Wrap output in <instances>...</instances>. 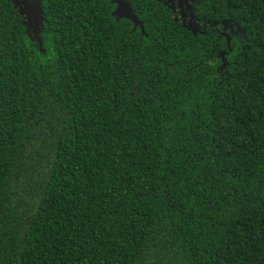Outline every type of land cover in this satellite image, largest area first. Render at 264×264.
<instances>
[{
	"label": "trees",
	"instance_id": "16d2710c",
	"mask_svg": "<svg viewBox=\"0 0 264 264\" xmlns=\"http://www.w3.org/2000/svg\"><path fill=\"white\" fill-rule=\"evenodd\" d=\"M39 1L41 43L0 0V264H264V0H194L196 35Z\"/></svg>",
	"mask_w": 264,
	"mask_h": 264
},
{
	"label": "water",
	"instance_id": "95a60500",
	"mask_svg": "<svg viewBox=\"0 0 264 264\" xmlns=\"http://www.w3.org/2000/svg\"><path fill=\"white\" fill-rule=\"evenodd\" d=\"M12 1H14V5L17 8V2H20V0H17V2H15L16 0H12ZM193 2H194V0H180L179 3H180V5L182 3H184L185 5H181L180 6V9L182 10L183 9V6H185L186 7V15L187 14H190L189 17L191 18V21H190L189 25H187V26L185 25V27L187 29H189L190 31H192L194 35H196L197 32L201 30V27L202 26L199 23L196 22V20H195V18L193 16V9H192V3ZM113 3H116L118 5V7H117V9H116V11L114 13V15H116L117 17H126L128 19H131V20L135 21L136 24H138L137 23V20H136V18L134 16V13H133V11H132V9H131V7H130V5L128 3L120 2V1H115V0H113ZM120 5H122V7L125 9V11L128 12V14L126 16H121L118 13L119 12L118 10L120 8ZM21 12H24V13H21ZM19 13L21 14V16H25V15L28 14L26 20L24 21V25L27 27V30H29L31 28H34V29L36 28L37 29L38 26H37L36 23H38L39 21H41L40 20V17H39V14L41 15V19L43 20V16H42V14L40 12V5L39 4L36 5V13H38V15H34L33 16V14H31V15L29 13L26 14V12H25L24 9H21L19 11ZM35 20H36V22H35ZM223 25L225 26V30H227L229 28L226 22H224ZM41 26L43 27L42 24H41ZM210 26H212V25H210ZM213 26H216V24H214ZM227 40H228V43L230 44V40L231 39H230L229 36H227ZM36 41H38L39 43H41L39 30H38V33L36 34ZM229 49H230V46H229ZM222 56H224V54ZM224 62H226V61L224 60Z\"/></svg>",
	"mask_w": 264,
	"mask_h": 264
},
{
	"label": "flooded vegetation",
	"instance_id": "af4514ba",
	"mask_svg": "<svg viewBox=\"0 0 264 264\" xmlns=\"http://www.w3.org/2000/svg\"><path fill=\"white\" fill-rule=\"evenodd\" d=\"M30 4H34V5H40V1L39 0H27ZM159 1H162L163 5L166 6L172 13H173V16H174V20L175 22H181V24H184V25H189L190 21H191V18L189 17V14L186 15V7L183 6V9L181 10L180 9V6L181 5H185L184 3H182L180 5V0H159ZM14 3V1H13ZM117 7V5H115V8ZM23 8V7H22ZM21 10V8L17 7V11L19 12ZM115 10V9H114ZM20 14V13H19ZM21 16V14H20ZM22 20H24L23 18H27V16H21ZM44 20H42L41 24L43 25L44 27V23H43ZM41 29V32L43 31V28ZM32 34H34L32 31ZM40 32V34H41ZM29 33V31H28ZM30 34V33H29ZM31 35V34H30ZM222 35L225 36V33L223 32Z\"/></svg>",
	"mask_w": 264,
	"mask_h": 264
},
{
	"label": "rangeland",
	"instance_id": "374dc122",
	"mask_svg": "<svg viewBox=\"0 0 264 264\" xmlns=\"http://www.w3.org/2000/svg\"><path fill=\"white\" fill-rule=\"evenodd\" d=\"M15 2H17V0L15 1ZM17 7H19V8H21V9H24L25 10V12H26V14L27 13H29L30 15L31 14H33V16L34 15H38V13H36V5H34V4H30L27 0H20V2H17ZM23 7V8H22ZM125 10L123 7H122V5H120V8H119V14L121 15V16H126L127 14H128V12L126 11V14H124V15H122V11L121 10ZM21 13H24V12H21ZM28 15V14H27ZM27 15H25V16H27ZM24 16V17H25ZM39 17H40V20L41 21H39L38 23H36L37 24V29L39 30V32H41V29H42V26H41V23L40 22H42V19H41V15L39 14ZM24 20H26L25 18H23ZM23 20V21H24ZM35 22H36V20H35ZM36 28L34 29V28H31V29H29L28 31H29V33L31 34V37H32V39L33 40H35L36 41V34L38 33V30H37ZM31 30L32 31H34L33 33L34 34H32V32H31Z\"/></svg>",
	"mask_w": 264,
	"mask_h": 264
},
{
	"label": "snow or ice",
	"instance_id": "6c2138e0",
	"mask_svg": "<svg viewBox=\"0 0 264 264\" xmlns=\"http://www.w3.org/2000/svg\"><path fill=\"white\" fill-rule=\"evenodd\" d=\"M121 11H122V15L126 14V11L125 10L122 9Z\"/></svg>",
	"mask_w": 264,
	"mask_h": 264
}]
</instances>
